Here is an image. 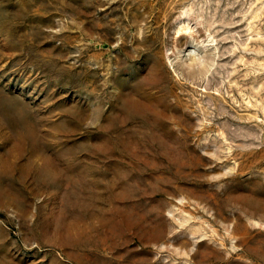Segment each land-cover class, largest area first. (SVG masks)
<instances>
[{
	"label": "rangeland",
	"instance_id": "obj_1",
	"mask_svg": "<svg viewBox=\"0 0 264 264\" xmlns=\"http://www.w3.org/2000/svg\"><path fill=\"white\" fill-rule=\"evenodd\" d=\"M0 264H264V0H0Z\"/></svg>",
	"mask_w": 264,
	"mask_h": 264
},
{
	"label": "bare ground",
	"instance_id": "obj_2",
	"mask_svg": "<svg viewBox=\"0 0 264 264\" xmlns=\"http://www.w3.org/2000/svg\"><path fill=\"white\" fill-rule=\"evenodd\" d=\"M240 73V72H239ZM244 81H246L247 79H243ZM232 90H234V88H231ZM260 90V89H259ZM236 91V90H235ZM261 93V92H260ZM261 111V110H260Z\"/></svg>",
	"mask_w": 264,
	"mask_h": 264
}]
</instances>
